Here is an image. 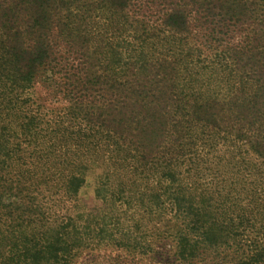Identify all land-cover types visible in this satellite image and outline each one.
<instances>
[{
  "label": "trees",
  "instance_id": "16d2710c",
  "mask_svg": "<svg viewBox=\"0 0 264 264\" xmlns=\"http://www.w3.org/2000/svg\"><path fill=\"white\" fill-rule=\"evenodd\" d=\"M195 17L252 29L206 56ZM61 52L74 82L55 115L31 92ZM223 148L245 197L202 182ZM99 159L134 189L146 181L128 211L137 233L140 219L167 223L165 264H264V0H0V264H75L95 240L152 252L114 240L107 216L71 215Z\"/></svg>",
  "mask_w": 264,
  "mask_h": 264
},
{
  "label": "rangeland",
  "instance_id": "374dc122",
  "mask_svg": "<svg viewBox=\"0 0 264 264\" xmlns=\"http://www.w3.org/2000/svg\"><path fill=\"white\" fill-rule=\"evenodd\" d=\"M154 11L150 14V21L152 22L161 18V15ZM227 19L222 20V18L217 17L205 22L202 19L199 20L198 17L194 18L191 40L200 47L203 55L222 54L232 47L239 46L250 34L251 21H247L245 26L238 24L234 27L235 22L232 24ZM65 54L61 52L62 59L58 58L59 60H56L55 63L41 70L35 79L34 89L31 92L36 105L41 106L49 114L57 115V112L63 111L70 104L71 96L69 93L71 88L69 87L73 84L74 79H71L70 75L72 74L68 71L70 67L66 62L67 55ZM224 74H220L221 78L225 76ZM213 91L217 93L221 90L213 87ZM228 152L223 148L212 153L210 157L213 159V163L205 165L204 170L200 173V175L202 174V182L212 184L213 189L217 187L220 190L224 189L223 195L231 191L233 195H237L236 197H238V193L245 197V192L251 188L249 184L246 186L238 184L241 178L234 169L236 161L233 160L230 165L228 158L232 154ZM97 158L93 160L96 161ZM89 160V169L85 175L86 183L80 191L78 202L72 209L71 215H81L84 221L94 219L95 223L101 222L102 225V218L107 216L106 219L115 223L118 228H114V240L130 234L140 241L148 242L152 252L147 255L139 252L130 254L126 250L107 245L106 242L97 244L98 240H95L90 249L84 250L80 254L75 264H89L92 260L98 261L97 264H122V262L125 264H165L169 258V241L161 242L156 235V229L166 231L167 223H160L156 215L149 220L140 219L141 231L137 233L132 227L134 225L133 213L128 211L130 207L128 202L135 197L134 194L137 195V189L144 190L146 181L138 182L137 188L134 189L132 187L133 176L111 172L103 159H99L98 163ZM154 185L155 182L153 181L151 188ZM122 192H125V196H121L124 203L122 205L114 203ZM126 211L128 212L125 214Z\"/></svg>",
  "mask_w": 264,
  "mask_h": 264
}]
</instances>
